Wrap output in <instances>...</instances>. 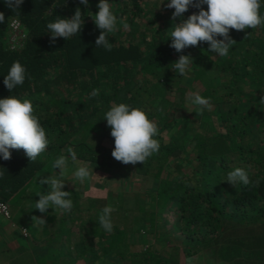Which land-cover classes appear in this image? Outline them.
I'll list each match as a JSON object with an SVG mask.
<instances>
[{
  "label": "trees",
  "instance_id": "trees-1",
  "mask_svg": "<svg viewBox=\"0 0 264 264\" xmlns=\"http://www.w3.org/2000/svg\"><path fill=\"white\" fill-rule=\"evenodd\" d=\"M109 2L117 17V30L107 34L110 51L95 46L99 0H88V8L79 0H24L18 11L0 0L5 16L0 24V99L13 95L30 100L49 141L34 161L23 149H9L8 161L0 158V201L8 209L7 218L0 216V228L9 216H18L13 212L22 196L25 220L31 221L37 194L49 188L38 182L33 195L28 182L46 171L58 175L52 165L61 155L69 157L67 174H72L77 165L67 151L71 148L94 175L83 184L72 177L70 187L61 189L71 193L70 212H47L53 210L56 229H66L63 234L73 239L79 256L87 253L83 245L96 238L100 254L88 253L93 258L105 255L106 261L114 256L121 264H264V28L230 30L235 45L226 57L209 52L206 42L177 53L169 47L172 25L178 22L172 19L175 10L166 8L170 0ZM77 7L84 18L80 33L53 43L46 25L57 16L70 18ZM202 8L207 11V5ZM198 11L190 6L182 19ZM12 20L18 21L23 36L11 47ZM122 22L129 25L127 30ZM180 55L193 59L188 78L171 65ZM14 61L25 67L26 78L9 92L3 79ZM94 89L99 94L91 97ZM189 92L210 100L204 111L207 122L200 121L201 115L196 120L195 113L187 126L182 116H175L183 104L193 109ZM112 103L142 108L157 125L154 138L160 148L145 163L123 164L111 156L114 138L103 118ZM236 167L248 172V185L226 183L227 173ZM90 187L105 189V196L86 193ZM136 200L144 206L131 216V228L125 220L112 223L110 233L100 227L103 207L111 204L113 213L128 216ZM169 213L173 219L165 228L162 217ZM2 237L0 253L6 241ZM227 245L237 246L240 256L213 261L223 255L210 251Z\"/></svg>",
  "mask_w": 264,
  "mask_h": 264
},
{
  "label": "clouds",
  "instance_id": "clouds-1",
  "mask_svg": "<svg viewBox=\"0 0 264 264\" xmlns=\"http://www.w3.org/2000/svg\"><path fill=\"white\" fill-rule=\"evenodd\" d=\"M23 2L24 0H4L6 7L11 11H18ZM79 4L89 7L88 0H79ZM202 5H207V11L202 8ZM190 6L199 9L198 14L193 13L187 19H182V14L187 12ZM96 7L98 11L92 20L96 28L100 30V34L95 40V46L104 47L110 51L112 44L109 43L107 34L117 30V17L112 11L109 0H99ZM261 7V0H170L166 8L175 10L172 13V19L178 22L172 25L169 47L180 53L189 46L196 47L199 42H206L209 52L219 57H226L229 55L230 48L235 45V41L230 36V30L264 28V13L260 12ZM83 21L82 10L77 7L70 18L57 16L54 22L46 25V28L51 34L53 43L56 38H63L66 41L80 33ZM4 22V13L0 12V24ZM123 28L127 30L129 25L123 23ZM218 36L222 39H217ZM171 65L175 72L188 78L193 59L190 55H180ZM25 78V67L19 61H14L7 75L4 76L3 84L11 92L18 85H22ZM98 94L99 90L94 89L90 95L96 97ZM187 101L196 108L198 113H202L211 106L210 100L201 96L199 92H189ZM260 101L264 103V97ZM103 120L107 122V126L111 129L110 136L114 138V150L111 156L116 161L123 164H143L159 151L160 142L154 138L159 134L158 127L142 108L125 103H112L104 113ZM48 143L46 131L35 114L30 100L13 95L0 99V158L8 161L11 159L9 149H23L29 160L34 161L46 150ZM67 151L72 163L77 165L72 175L83 184L94 175L93 171L84 162L77 160L73 149L69 148ZM52 167L59 169V174L53 173L45 179H40L39 183L47 185L49 191L37 194L39 199L34 203V208L42 214H46L49 208L60 210L62 213L70 212L73 208L71 193L61 190L66 184L69 157L59 156ZM226 183L231 186L237 183L248 185L250 183L248 172L236 167L227 173ZM256 183L258 185L259 181ZM114 211L111 205H106L101 210L98 221L105 232L112 231L111 214ZM32 220L37 225L46 226L44 218L34 216Z\"/></svg>",
  "mask_w": 264,
  "mask_h": 264
},
{
  "label": "crops",
  "instance_id": "crops-1",
  "mask_svg": "<svg viewBox=\"0 0 264 264\" xmlns=\"http://www.w3.org/2000/svg\"><path fill=\"white\" fill-rule=\"evenodd\" d=\"M70 187V186H69ZM97 191H101L100 194H94L95 197H104L106 194V190L103 193V189H97ZM91 187L86 189V193L91 194ZM85 193V192H84ZM92 195V194H91ZM18 198L19 203L21 204L18 208V211H14L13 213L18 215V218H20V221L15 225L10 221V217L5 220L4 222L6 225H2L0 229V234L5 237L4 249L3 253H0V264H121L120 261L115 259H112L110 257L105 260V255L100 256L99 258H93L91 256V253H88L89 250H95L97 254H100L101 245L98 241H95L96 238H94V242L85 243L83 247L85 248V252L82 255L76 254L74 247L75 243H73V239L69 237L68 239L65 237L66 229H56L58 224L56 222V217H54V212L51 211V214L53 215V218L46 220L48 224L46 223V226L37 225L34 221L33 224V234L28 236V229L23 223L26 217V207L24 206V199ZM111 205V204H110ZM112 206V205H111ZM50 209V208H49ZM36 217L42 218V213H40L38 210H36ZM47 213H50L49 211ZM2 218V217H0ZM3 219V218H2ZM3 222V223H4ZM18 226H24L27 229V235L23 236L21 232L19 231ZM10 227L16 228L17 234L13 235L10 231ZM57 230H60L59 233H57ZM36 231H43L44 235L43 238L40 239L36 235ZM62 231V232H61ZM57 233V234H56ZM95 233L98 235L101 232L99 229L95 230ZM53 235H56V239L53 238ZM63 235L65 239H63ZM29 238V239H28ZM152 238H151V240ZM82 246V245H81ZM106 249V248H105ZM225 251L227 254L223 255V257H220L218 260V256H216L215 260L217 263L222 262H230L233 261L234 258H237L240 256V252L238 251L237 246L235 245H227L225 247ZM242 251V249H241ZM239 255V256H238ZM264 257V255H262ZM225 258V259H224ZM112 259V260H111ZM234 263V262H233ZM255 260L252 261L251 264H256ZM243 264H245L243 262Z\"/></svg>",
  "mask_w": 264,
  "mask_h": 264
},
{
  "label": "rangeland",
  "instance_id": "rangeland-1",
  "mask_svg": "<svg viewBox=\"0 0 264 264\" xmlns=\"http://www.w3.org/2000/svg\"><path fill=\"white\" fill-rule=\"evenodd\" d=\"M200 80V79H199ZM203 82V80H200L199 81V84H198V87H200L199 89H201L203 86V84H201L200 82ZM198 88L196 89V90H199ZM195 113H198L197 111H196V108L193 106V109H189V108H187L186 107V104H183L182 106H181V108H180V110H178L176 113H175V116L176 117H178V116H182L183 118V121L184 122H182V124H185V125H187L188 126V120H190V118L192 117V116H194L195 115ZM202 116L201 118H202V120H200V121H202L203 123H205V122H207V119L205 118V113H204V111L202 112V113H198V115H197V118L198 119H196V120H199L200 118H199V116ZM191 116V117H190ZM47 172V171H46ZM43 173L42 174V176H41V178H38L39 176H38V174L33 178V179H31L30 180V182H28L29 183V185H30V183H31V188H30V191H31V193L34 195V192H35V190H37L38 189V182L40 181V179H45V178H47L49 175H51V173L50 172H48V173ZM73 177V175L72 174H67L66 175V178H65V181H66V188L68 189L69 188V185L71 184V182H72V180H71V178ZM37 186V187H36ZM36 187V188H35ZM91 194L92 195H94V194H97V193H99L100 194V192L101 191H97V189L96 188H91ZM105 192V189H103V193ZM140 196H141V198H143V196H142V192H140V193H138ZM22 198H23V196H22ZM146 198L147 197H145L144 196V201L146 200ZM118 199H119V197H118ZM116 201H118V200H116ZM144 206V203H142L141 201H139V200H136V201H134V204L128 209V216H127V214L126 213H123L122 215H120V214H115V213H112L111 214V220H112V223L114 224L115 222H119L118 224H120V222H124V220H125V222H124V224L128 227V228H131V216H132V218L134 219V217H136L139 213V211H137V209L138 208H140V207H143ZM116 208V207H115ZM18 211V210H17ZM26 214V213H25ZM36 214L37 213H34L33 214V212H31V215H32V217H36ZM17 215V214H16ZM42 215V218H44V219H46V220H49V219H51V218H53V215L51 214V213H46V214H41ZM47 216H48V218H47ZM172 214H170L169 213V215L168 214H166V216H164V217H162V222L164 223V224H166V225H164L165 226V228L168 226L169 227V225L171 224V221H172ZM0 220H3L2 218H0ZM10 221L12 222V223H14L15 225L18 223V221H20V218H18V216H12L11 217V219H10ZM0 222H2V221H0ZM7 223V222H6ZM6 223L4 222L3 224H5L6 225ZM24 224H25V226L27 227V229H28V236H30V235H32L33 234V231L31 230V229H33V224H34V221L31 219V221L30 220H25L24 222H23ZM46 223L48 224V222L46 221ZM1 227H2V225H1ZM1 229V228H0ZM10 231H11V233L13 234V235H16L17 234V230H16V228H13V227H10ZM243 232L245 231V230H242ZM60 232V230H57V233H59ZM56 233V234H57ZM36 235L40 238V239H42L43 238V235H44V232L43 231H36ZM242 235H243V233H242ZM53 238H55L56 239V235H53ZM2 239H3V237H2V235L0 234V242L2 241ZM29 239V238H28ZM152 239H153V237H152ZM171 240H174L173 238H171ZM154 244L156 245V242H154ZM2 245V244H1ZM219 245H221V244H219ZM181 246V245H180ZM183 248V247H182ZM216 252H219L221 255H225V254H227V252L225 251V248L223 247V248H220L219 250H211L210 251V253L211 254H213V255H215V253ZM206 255H209V252H208V254L207 253H205ZM180 262H181V260H180ZM184 264H185V262H184Z\"/></svg>",
  "mask_w": 264,
  "mask_h": 264
},
{
  "label": "built area",
  "instance_id": "built-area-1",
  "mask_svg": "<svg viewBox=\"0 0 264 264\" xmlns=\"http://www.w3.org/2000/svg\"><path fill=\"white\" fill-rule=\"evenodd\" d=\"M16 20H12L10 22V27H11V34H10V42H11V47L19 42L21 37L23 36L20 28H19V23H14ZM0 216H3L5 218L8 217V209L7 205L3 202L0 201ZM19 231L23 236H25L26 231L24 228H19Z\"/></svg>",
  "mask_w": 264,
  "mask_h": 264
}]
</instances>
